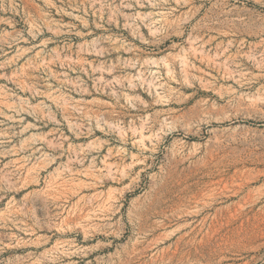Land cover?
Returning <instances> with one entry per match:
<instances>
[{
	"label": "rangeland",
	"instance_id": "obj_1",
	"mask_svg": "<svg viewBox=\"0 0 264 264\" xmlns=\"http://www.w3.org/2000/svg\"><path fill=\"white\" fill-rule=\"evenodd\" d=\"M205 3L0 0V264H264V0Z\"/></svg>",
	"mask_w": 264,
	"mask_h": 264
},
{
	"label": "bare ground",
	"instance_id": "obj_2",
	"mask_svg": "<svg viewBox=\"0 0 264 264\" xmlns=\"http://www.w3.org/2000/svg\"><path fill=\"white\" fill-rule=\"evenodd\" d=\"M207 2H210L214 8L217 9V13L226 17H233V16H244L247 12H254L252 10H249L245 7L241 8L239 6V3L241 0H204ZM257 1V0H256ZM245 3V1H243ZM250 2V1H249ZM241 4V3H240ZM243 4V3H242ZM264 4V3H262ZM244 5V4H243ZM210 6V7H211ZM255 6V5H254ZM255 12H257L255 10ZM254 12V13H255ZM261 13V12H260ZM234 18V17H233ZM238 18V17H237ZM56 249V248H55ZM51 252V251H50ZM49 253V252H48ZM58 254V253H57ZM64 254V253H63ZM56 255V254H55ZM71 256V255H70ZM75 259V258H74ZM77 260V259H76ZM57 261V260H56ZM50 264V263H49Z\"/></svg>",
	"mask_w": 264,
	"mask_h": 264
}]
</instances>
